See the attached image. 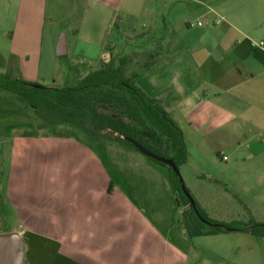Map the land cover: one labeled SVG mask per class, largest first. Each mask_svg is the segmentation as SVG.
<instances>
[{"label":"crops","instance_id":"obj_1","mask_svg":"<svg viewBox=\"0 0 264 264\" xmlns=\"http://www.w3.org/2000/svg\"><path fill=\"white\" fill-rule=\"evenodd\" d=\"M184 1L0 0V72L41 83L35 70L47 47L68 56L77 81L109 59L104 47L116 20L134 28L139 21L147 26L162 17L171 24L162 8L172 4L176 9ZM194 2L189 17L188 12L176 15L171 54L141 72L136 82L163 102L186 146L254 161L261 187L264 46L258 43L264 41V0ZM27 123L34 134L0 140L11 144L13 153L0 180V222L9 224L0 233L22 236L28 264H196L193 242L198 238L248 237L234 231L190 239L182 223L186 206L176 200L168 168L160 173V165L147 155L105 137V131L94 137L81 129L86 135L76 140L52 135L36 118L16 125ZM135 169L147 183L127 182ZM218 186L211 181L189 189L208 211L218 206L210 205L220 200ZM172 207L179 219L170 218ZM239 245L207 251L218 257L215 264H244Z\"/></svg>","mask_w":264,"mask_h":264},{"label":"trees","instance_id":"obj_2","mask_svg":"<svg viewBox=\"0 0 264 264\" xmlns=\"http://www.w3.org/2000/svg\"><path fill=\"white\" fill-rule=\"evenodd\" d=\"M161 19L160 28L148 36V40L152 39L155 47L146 53L148 59L138 70L131 69L138 51L131 54H116L109 51L108 60L101 59L97 68L74 83L49 86L16 77L11 72H0V90L18 95L21 102L33 109L35 118L42 126L64 122L94 137L108 131L113 140L140 151L130 142L134 140L156 155L172 158L180 167L188 156L181 127L166 110L163 102L147 94L136 82L141 72L170 55L174 49L172 44L176 38L171 44L167 43L170 45V51L158 58L168 32L173 33L175 37L177 35L168 20L165 17ZM121 23L119 20L114 22L110 37L119 34ZM104 49L106 52L110 50L105 47ZM35 84H40V87ZM149 158L168 167L169 182L176 200L179 205L186 206L182 213V223L191 238L234 231L264 237V222L240 220L225 222L210 218L186 186L195 200L199 213L212 224L202 221L181 188V174H176L162 161Z\"/></svg>","mask_w":264,"mask_h":264},{"label":"rangeland","instance_id":"obj_3","mask_svg":"<svg viewBox=\"0 0 264 264\" xmlns=\"http://www.w3.org/2000/svg\"><path fill=\"white\" fill-rule=\"evenodd\" d=\"M194 1L195 0H185L176 9H174L175 5L172 4L163 8L161 6L160 8L164 10L165 15L168 16L173 27L175 26L178 28L179 19H177L176 15L178 13H183L185 15L188 12L189 17V15L192 14V8L190 7L196 3ZM160 4H163V2H160ZM195 16H197V13L191 18H195ZM159 20V22L151 23V25L147 26H142V22L139 21L140 25L135 28L131 25L133 23L127 24L121 21L122 23L119 24V34H117V36L112 35L105 46V48L110 49L107 51L109 55L108 58H110L109 51H113V53L116 54H131L133 51H138V54L134 57L131 69H140L148 59L146 53L155 47L153 40H148V36L152 35L153 31L160 28L162 19ZM175 22L178 25H175ZM174 38L176 37L173 33L168 32L166 39L163 41V47L158 58L170 51V45L168 46L167 43L171 44L174 42ZM172 45L174 46V43ZM43 50V57L35 70V80L49 86H63L65 84L74 83L76 79H74L75 76L70 70L68 56L57 55L53 49L50 52L47 47H44ZM80 66L83 67L82 65ZM31 120H35L32 108L22 103L18 95L0 90V140H2V137L9 141L16 136L34 134L35 130L29 123L24 126L16 125L17 122H28ZM33 123L36 124L35 121ZM44 128L52 135L64 136L76 140L86 135L80 128L64 122ZM105 132L104 136L109 138L111 136L110 132ZM195 148L196 149L191 150V145L187 146V160L180 165L179 169L185 185L188 188L206 186L211 183V181L220 183V186H218L220 192L217 195L220 197V200H215L213 204H210L211 206H217L218 204V206L208 209V211L204 210L205 212H209L207 215L213 219L225 222L233 220L264 222V181L261 182L262 184L260 187L258 184L259 177L255 175L254 172L257 168L254 161L244 162L241 160V155L236 156L234 152L230 151H223L217 154L212 153L207 148L203 150L197 147ZM12 156V145L5 141H0V180H3V176L5 175L4 170L9 168V162H11ZM224 156H226L225 159ZM147 158L156 165H160V173L168 168L149 157ZM237 161H239V163H237ZM234 164H237L236 166L238 168L233 167ZM118 167L123 169L125 165L121 166V164H119ZM262 168H264V165ZM131 172H133L132 175ZM131 172L127 181L131 186H137L148 182V178L144 176L142 171L135 169ZM202 173L206 174V177L197 176ZM253 185H256V187L250 189ZM179 217H181L180 212L176 211L175 207H172L170 218L179 219ZM8 225L9 224H2L0 222V229L7 230ZM245 233L248 237L232 238L230 236L225 237L228 235L225 234V238L220 236H202L198 238L199 240H197V242H193V246L196 249V264L217 263L219 260L218 257L210 254L207 250L215 248H232V243H239V246H242V251L240 253L243 251L245 252V256H241L242 263L264 264V237L253 236L249 232ZM193 238L190 237L192 240ZM234 248H237V246H234Z\"/></svg>","mask_w":264,"mask_h":264},{"label":"water","instance_id":"obj_4","mask_svg":"<svg viewBox=\"0 0 264 264\" xmlns=\"http://www.w3.org/2000/svg\"><path fill=\"white\" fill-rule=\"evenodd\" d=\"M35 85L40 87V84ZM130 142L134 144L145 155L152 157L158 161H162L166 165L170 166L176 174H180V169L172 158L156 155L134 140H130ZM180 185L185 195L190 199L191 205L195 209L199 218L205 223L212 224L199 213L198 209L196 208L195 200L188 191L182 176H180ZM0 264H28L24 256V240L19 233H0Z\"/></svg>","mask_w":264,"mask_h":264},{"label":"built area","instance_id":"obj_5","mask_svg":"<svg viewBox=\"0 0 264 264\" xmlns=\"http://www.w3.org/2000/svg\"><path fill=\"white\" fill-rule=\"evenodd\" d=\"M198 24L201 25L202 23H201V22H198ZM258 46L263 47V46H264V41H263V40L260 41V42L258 43ZM225 158H226V156H224V159H225Z\"/></svg>","mask_w":264,"mask_h":264}]
</instances>
